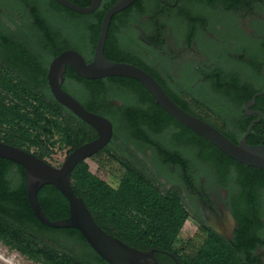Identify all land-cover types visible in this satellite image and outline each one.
I'll use <instances>...</instances> for the list:
<instances>
[{"label":"trees","instance_id":"16d2710c","mask_svg":"<svg viewBox=\"0 0 264 264\" xmlns=\"http://www.w3.org/2000/svg\"><path fill=\"white\" fill-rule=\"evenodd\" d=\"M36 1L43 3L45 17L34 11L35 26L20 34L19 40L10 32L0 34L3 39L0 58L6 66H10L21 84L45 101L50 100L58 114L67 112L78 119L53 98L47 81L49 64L67 50H75L84 56L87 63L92 62L103 19L119 0H103L100 8L88 15L69 10L54 0ZM69 1L80 7H89L93 0ZM148 1L151 3L148 4ZM198 1L204 3L205 0ZM153 3L154 0H135L130 8L114 16L108 32L105 57L109 61L128 63L143 69L162 85L175 103L185 107L179 96L150 70L138 54L140 44L133 41L130 22L138 21L146 13L154 16ZM48 13L51 21H48ZM129 45L133 46L132 50L128 48ZM64 76L70 82L69 85H63L65 91L88 111L112 122L113 138L106 149L124 153L123 146L132 145L141 151L151 147L157 152V163L163 176L170 180V166L185 163L183 156L176 152V147H193L197 149L196 159L214 167L220 181L224 182L235 172L237 184L244 190L245 196H255L264 190L263 169L238 163L205 138L178 123L137 80L122 77L87 80L70 68ZM223 86L221 82L217 88L209 91L212 101L242 102L252 97V93L243 97L237 86L233 90H225ZM116 101H120L122 106L117 105ZM82 125L75 128L70 123L66 124L65 139L72 146L71 152L98 137L86 123L82 122ZM171 126H177L183 133L155 140L146 132V128H150L161 133ZM0 142L30 153L15 140ZM33 155L44 161L48 157L46 152ZM25 179L22 166L0 158V240L50 264H109L93 250L77 229H54L37 219L28 200ZM153 179L158 182L156 176L149 177L133 161L127 164L120 188L115 189L89 173L84 163H81L72 174V186L76 195L83 198L100 228L132 248L155 250L158 262L171 264L173 255L182 264H226L222 238L217 234L207 238L190 262L183 260L176 251L175 243L189 220V214L180 195H164L154 187ZM38 200L51 222L69 217V201L54 186L43 187L38 193ZM235 215L240 225L234 243L237 249L234 252L235 262L249 264L254 261L253 251L263 242L258 230L264 227V211H258L250 200L246 202V208L237 210ZM64 240L71 245L64 246ZM247 258L250 262H247Z\"/></svg>","mask_w":264,"mask_h":264},{"label":"flooded vegetation","instance_id":"af4514ba","mask_svg":"<svg viewBox=\"0 0 264 264\" xmlns=\"http://www.w3.org/2000/svg\"><path fill=\"white\" fill-rule=\"evenodd\" d=\"M203 2L154 0V16L146 13L129 24L133 41L141 46L138 54L166 87L179 96L185 106L176 103L181 109L212 125L236 144L253 124L248 144H264V94L247 108L254 96L264 92V0ZM34 11L45 17L42 2L0 0V34L10 32L19 40L20 34L35 26ZM48 21H51L49 13ZM2 40L0 37V47ZM132 47L128 46L130 50ZM0 66L15 78L1 58ZM221 82L225 90L237 86L243 97L248 93L252 97L242 102L212 101L209 91ZM69 84L65 80L63 85ZM146 132L155 140L183 133L177 126L161 133L146 128ZM145 150H151L157 158L153 148ZM176 152L185 163L170 166V180L163 176L159 166L155 176L168 190L180 192L194 230H204L208 236L217 234L235 252L240 227L235 213L246 208L250 200L258 211H264V190L255 196H245L235 172L220 181L214 167L196 159L197 149L177 146ZM258 236L263 242L253 251L254 261L247 258L249 264H264V227L258 230Z\"/></svg>","mask_w":264,"mask_h":264},{"label":"water","instance_id":"95a60500","mask_svg":"<svg viewBox=\"0 0 264 264\" xmlns=\"http://www.w3.org/2000/svg\"><path fill=\"white\" fill-rule=\"evenodd\" d=\"M54 1L76 13L88 15L98 10L103 0H93L89 7H80L69 0ZM134 2L135 0H119L109 9L103 19L92 62L87 63L84 56L75 50H67L54 58L48 69L47 81L53 98L77 118L94 128L98 137L74 150L59 168H55L33 154L2 142H0V158L24 168L28 200L35 216L43 225L54 229H77L93 250L109 264H162L155 257V250L141 251L132 248L100 228L83 198L78 197L73 189L74 170L84 160L99 153L110 144L114 127L108 118L88 111L64 90V75L67 69H72L77 75L87 80L109 77L137 80L150 92L156 103L178 123L202 136L240 164L264 170V144H248L247 138L253 124L239 144L234 143L212 125L181 109L156 79L146 71L132 64L109 61L105 57V46L112 19L130 8ZM263 94L264 92L254 96L253 100L247 104V108L254 105L257 98ZM115 103L122 106L120 101ZM104 126L107 127V133L104 132ZM48 185L54 186L69 201L70 210L67 219L51 222L44 213L38 200V193ZM171 257L173 259L171 264H182L175 256L171 255ZM0 264L9 263L0 258Z\"/></svg>","mask_w":264,"mask_h":264},{"label":"rangeland","instance_id":"374dc122","mask_svg":"<svg viewBox=\"0 0 264 264\" xmlns=\"http://www.w3.org/2000/svg\"><path fill=\"white\" fill-rule=\"evenodd\" d=\"M171 47L174 49L173 45ZM54 108L50 100L45 101L0 66V140L4 142L15 140L31 154L40 155L46 152L48 154L47 163L59 168L72 153V146L65 139L66 124L70 123L78 128L83 126V121L70 116L67 112L58 114ZM92 129L96 132L94 128ZM123 151L124 153H121L112 148L109 150L104 148L82 163L89 173L115 189L120 188L127 171V164L133 161L137 162L149 177L155 176L154 171L158 163L151 150L141 151L129 145L128 147L123 146ZM133 153L137 157H134ZM160 181L159 179L158 182L154 180L153 185L164 195L178 194L181 196L179 191L168 190L164 184L159 183ZM193 226L195 225L189 214V220L185 223L175 243L176 251L185 262H190L195 257L209 237L204 230L198 232L193 229ZM62 243L64 246L71 245L65 240ZM221 246L225 253L226 264H238L235 262V253L227 247L223 240ZM0 255L14 264H50L42 258L25 253L1 240Z\"/></svg>","mask_w":264,"mask_h":264},{"label":"bare ground","instance_id":"6f19581e","mask_svg":"<svg viewBox=\"0 0 264 264\" xmlns=\"http://www.w3.org/2000/svg\"><path fill=\"white\" fill-rule=\"evenodd\" d=\"M103 128H104V132L107 133V127L104 126ZM55 168H57V167H55ZM0 258L3 259L4 261L8 262L9 264H14L12 261L7 260V259H6L5 257H3L2 255H0Z\"/></svg>","mask_w":264,"mask_h":264}]
</instances>
